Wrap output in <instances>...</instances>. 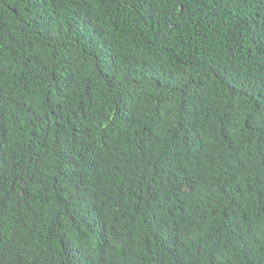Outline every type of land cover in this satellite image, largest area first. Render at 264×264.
<instances>
[{"label": "trees", "instance_id": "16d2710c", "mask_svg": "<svg viewBox=\"0 0 264 264\" xmlns=\"http://www.w3.org/2000/svg\"><path fill=\"white\" fill-rule=\"evenodd\" d=\"M0 264H264V0H0Z\"/></svg>", "mask_w": 264, "mask_h": 264}]
</instances>
